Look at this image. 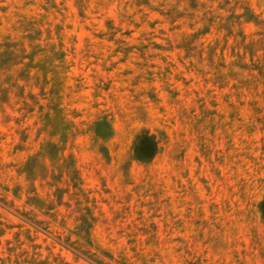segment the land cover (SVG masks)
<instances>
[{
  "label": "rangeland",
  "instance_id": "obj_1",
  "mask_svg": "<svg viewBox=\"0 0 264 264\" xmlns=\"http://www.w3.org/2000/svg\"><path fill=\"white\" fill-rule=\"evenodd\" d=\"M0 264H264V0H0Z\"/></svg>",
  "mask_w": 264,
  "mask_h": 264
}]
</instances>
